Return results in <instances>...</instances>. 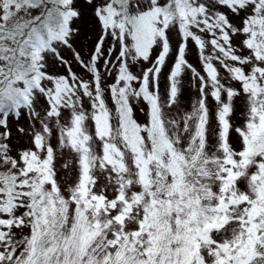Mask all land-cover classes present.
<instances>
[{
  "label": "snow or ice",
  "instance_id": "6c2138e0",
  "mask_svg": "<svg viewBox=\"0 0 264 264\" xmlns=\"http://www.w3.org/2000/svg\"><path fill=\"white\" fill-rule=\"evenodd\" d=\"M0 264H264V0H0Z\"/></svg>",
  "mask_w": 264,
  "mask_h": 264
}]
</instances>
